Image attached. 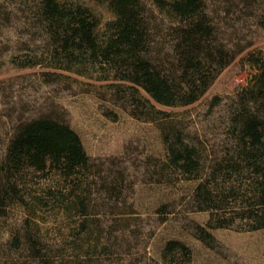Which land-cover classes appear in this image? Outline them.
Returning <instances> with one entry per match:
<instances>
[{
  "label": "trees",
  "instance_id": "1",
  "mask_svg": "<svg viewBox=\"0 0 264 264\" xmlns=\"http://www.w3.org/2000/svg\"><path fill=\"white\" fill-rule=\"evenodd\" d=\"M108 9L112 19L103 22L74 0H16L12 7L0 2V28L19 29L40 50L26 46L23 57L13 53L8 62L19 69L45 67L95 77L131 97L144 112L132 116L159 127L168 174L198 182L193 200L197 211L210 213V220L207 230L198 227L196 238L207 247L216 244L208 230L263 231L264 58H248L258 74L235 97L234 148L206 171L198 144L154 104H196L234 60L236 54L218 38L207 0H108ZM6 63L1 57L0 69ZM141 91L148 99L137 98ZM11 119L13 132L0 141V217L18 208L24 218L11 243L18 260L14 256L10 264L192 263V249L179 240L166 242L159 261L121 252L124 242L105 238L99 230L101 214L93 197L101 184L105 194L122 199L125 177L96 172L80 136L65 121L23 115ZM167 210V205L160 208ZM45 214L72 222L70 236L55 245L46 243L40 224ZM110 255L120 258L106 262Z\"/></svg>",
  "mask_w": 264,
  "mask_h": 264
},
{
  "label": "rangeland",
  "instance_id": "2",
  "mask_svg": "<svg viewBox=\"0 0 264 264\" xmlns=\"http://www.w3.org/2000/svg\"><path fill=\"white\" fill-rule=\"evenodd\" d=\"M15 1L0 0L11 7ZM74 1L92 9L103 22L112 19L108 0ZM207 3L219 31L218 38L236 54L234 60L196 104L182 108L154 104L177 123L188 140L198 144L206 171L234 148L235 97L258 74L248 58L252 55L264 58V0H207ZM171 44L167 37V48ZM26 46L40 51L19 29L0 28V58L7 62L0 69V141L13 132L11 115L49 116L70 125L80 136L96 172L103 171L104 175H116L119 179L125 177L124 197L118 201L105 194L101 184L94 188L93 199L101 214L99 230L105 238L119 237L124 242L121 252L131 251L158 261L166 242L179 240L192 249L191 264H264V230L251 232L241 227L208 230L216 239L214 249L196 238L198 227L207 230L210 220V213L197 211L193 200L198 182L177 173L168 174L159 127L132 116H144V112L134 105L131 97L127 99L123 91L112 90L109 83L95 77L45 67L19 69L8 62L13 53L23 57ZM137 98L148 99L142 91ZM162 123L160 126H164ZM166 205L167 213L160 211ZM23 218L24 213L18 208L9 210L7 217H0V257L4 264L16 261L11 260L16 256L11 243ZM40 220L46 243L55 245L70 236L73 223L66 218L45 214ZM110 256L106 262L120 258Z\"/></svg>",
  "mask_w": 264,
  "mask_h": 264
}]
</instances>
